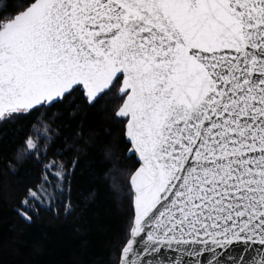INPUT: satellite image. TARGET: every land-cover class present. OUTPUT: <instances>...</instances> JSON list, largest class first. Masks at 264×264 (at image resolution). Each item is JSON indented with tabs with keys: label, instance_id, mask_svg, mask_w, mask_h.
<instances>
[{
	"label": "snow or ice",
	"instance_id": "6c2138e0",
	"mask_svg": "<svg viewBox=\"0 0 264 264\" xmlns=\"http://www.w3.org/2000/svg\"><path fill=\"white\" fill-rule=\"evenodd\" d=\"M92 112L107 126L68 123ZM8 132L24 224L94 201L77 170L100 157L101 264H264V0H0Z\"/></svg>",
	"mask_w": 264,
	"mask_h": 264
},
{
	"label": "trees",
	"instance_id": "16d2710c",
	"mask_svg": "<svg viewBox=\"0 0 264 264\" xmlns=\"http://www.w3.org/2000/svg\"><path fill=\"white\" fill-rule=\"evenodd\" d=\"M99 129L107 126L102 112L77 113L68 123L75 128L81 119ZM12 135L0 137V145L9 148ZM100 157H83L77 170L76 184L80 193L96 192L94 201L81 196L71 215L60 213L59 218L41 213L33 224L22 223L13 211L10 193L19 181L27 177L25 166L17 177L0 183V261L3 264H101L109 255V241L118 227L113 208V196L101 175Z\"/></svg>",
	"mask_w": 264,
	"mask_h": 264
}]
</instances>
